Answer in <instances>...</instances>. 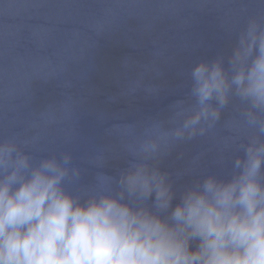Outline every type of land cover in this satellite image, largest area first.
<instances>
[{"label":"clouds","instance_id":"obj_1","mask_svg":"<svg viewBox=\"0 0 264 264\" xmlns=\"http://www.w3.org/2000/svg\"><path fill=\"white\" fill-rule=\"evenodd\" d=\"M183 75L186 96L166 115L106 130L119 152L90 159L87 183L71 151L34 155L38 133L0 136V264H264V15H248L226 54ZM61 108L73 116L66 102L40 120L56 123ZM218 127L225 174L201 170L205 152L175 172L162 167ZM109 153L125 158L115 174L103 170Z\"/></svg>","mask_w":264,"mask_h":264},{"label":"water","instance_id":"obj_2","mask_svg":"<svg viewBox=\"0 0 264 264\" xmlns=\"http://www.w3.org/2000/svg\"><path fill=\"white\" fill-rule=\"evenodd\" d=\"M251 14L264 15V0H0V136L38 133L34 155L71 151L87 183L97 171L90 159L106 148L119 152L106 130L166 115L186 96L183 73L199 59L226 54ZM66 102L73 116L61 108L56 123L44 125L38 112ZM225 135L218 127L214 136L181 145L162 167L175 172L205 152L201 170L225 174L228 154L224 168L215 164ZM109 155L103 170L115 174L125 158Z\"/></svg>","mask_w":264,"mask_h":264}]
</instances>
